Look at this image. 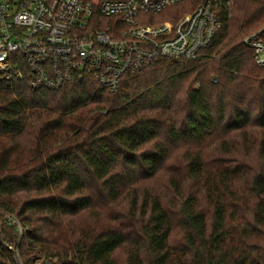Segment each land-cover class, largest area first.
<instances>
[{"label":"trees","instance_id":"obj_1","mask_svg":"<svg viewBox=\"0 0 264 264\" xmlns=\"http://www.w3.org/2000/svg\"><path fill=\"white\" fill-rule=\"evenodd\" d=\"M231 11L201 57L161 59L113 92L91 76L58 90L0 82V264H264V67L242 42L264 0ZM253 129L254 163L209 166L198 146L185 149V176L171 170L172 146ZM162 168L171 197L134 190L130 230L92 215Z\"/></svg>","mask_w":264,"mask_h":264},{"label":"built area","instance_id":"obj_2","mask_svg":"<svg viewBox=\"0 0 264 264\" xmlns=\"http://www.w3.org/2000/svg\"><path fill=\"white\" fill-rule=\"evenodd\" d=\"M0 0V82L58 90L93 77L115 91L123 76L161 59L194 60L214 41L233 0ZM174 17V18H173ZM242 42L264 66V23Z\"/></svg>","mask_w":264,"mask_h":264},{"label":"rangeland","instance_id":"obj_3","mask_svg":"<svg viewBox=\"0 0 264 264\" xmlns=\"http://www.w3.org/2000/svg\"><path fill=\"white\" fill-rule=\"evenodd\" d=\"M234 3V0H233ZM233 9V4H232ZM259 29V28H258ZM257 29V30H258ZM256 31V30H255ZM253 31V32H255ZM243 40V39H242ZM253 59V58H252ZM254 62V61H253ZM255 64V62H254ZM255 66H257L255 64ZM257 67H264V66H257ZM249 137H244L243 134L239 133L238 131L235 132H222L220 131L211 139L207 140L205 143L196 144V143H180L176 144V146H172L173 151L171 157L169 158L168 163L171 164V170L178 172V177L181 178V175L185 176L186 169H187V159L185 156V149L189 151H195L201 149L203 153V159L206 161L207 165H213L212 161L221 159L227 163L232 161V156L239 158L243 156L245 161L250 163H254L257 154L258 148V141L261 136V131L259 129H253L249 131ZM199 146V148H198ZM223 147V148H222ZM231 165L234 164V161L230 163ZM167 170L166 168H162V170L150 181H137L134 183L132 187L124 189V191L119 195V197L110 202H107L104 205L94 206L91 213L92 215L96 214L98 211L107 219L110 220L114 225L119 226L125 230H130V226L134 224V221L127 218V203H129L128 195L133 194L134 190L141 191L143 188H147L152 192L155 191L159 194L163 200L165 197L170 196V193H167V185H166V178ZM167 193V194H166ZM171 197V196H170ZM5 219L9 220L12 217L11 213H4ZM13 218V217H12ZM18 225L19 222L17 220H13ZM123 251L120 250L117 253L119 261L122 262V255ZM55 259V258H54ZM51 260L52 262L54 261ZM18 264H22L21 261Z\"/></svg>","mask_w":264,"mask_h":264}]
</instances>
